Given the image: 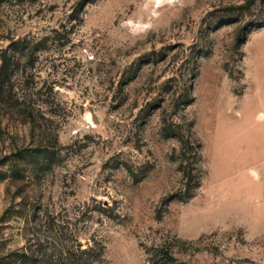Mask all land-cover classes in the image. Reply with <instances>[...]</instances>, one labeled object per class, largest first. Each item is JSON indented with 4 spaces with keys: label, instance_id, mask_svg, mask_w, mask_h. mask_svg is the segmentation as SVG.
I'll return each instance as SVG.
<instances>
[{
    "label": "rangeland",
    "instance_id": "374dc122",
    "mask_svg": "<svg viewBox=\"0 0 264 264\" xmlns=\"http://www.w3.org/2000/svg\"><path fill=\"white\" fill-rule=\"evenodd\" d=\"M3 55L0 264H264V0H7Z\"/></svg>",
    "mask_w": 264,
    "mask_h": 264
},
{
    "label": "trees",
    "instance_id": "16d2710c",
    "mask_svg": "<svg viewBox=\"0 0 264 264\" xmlns=\"http://www.w3.org/2000/svg\"><path fill=\"white\" fill-rule=\"evenodd\" d=\"M7 1V0H0V3ZM255 0H246V5H251ZM0 100H3L5 96H7L10 93V62L9 60L5 57V55L0 57ZM42 149V148H41ZM40 152L41 158H39V170L40 171H45L48 169V166L52 162V152H47L46 149H43ZM37 152V153H39ZM48 154H51L50 156L47 157ZM35 154L29 153L26 154V157L32 158ZM22 159V158H21ZM36 163V162H35ZM35 165V164H34Z\"/></svg>",
    "mask_w": 264,
    "mask_h": 264
}]
</instances>
